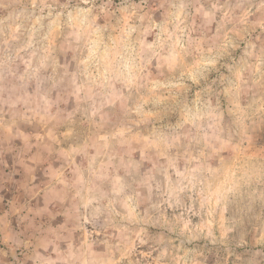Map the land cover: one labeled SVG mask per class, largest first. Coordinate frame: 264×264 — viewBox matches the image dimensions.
<instances>
[{
  "label": "rangeland",
  "instance_id": "1",
  "mask_svg": "<svg viewBox=\"0 0 264 264\" xmlns=\"http://www.w3.org/2000/svg\"><path fill=\"white\" fill-rule=\"evenodd\" d=\"M0 264H264V0H0Z\"/></svg>",
  "mask_w": 264,
  "mask_h": 264
}]
</instances>
